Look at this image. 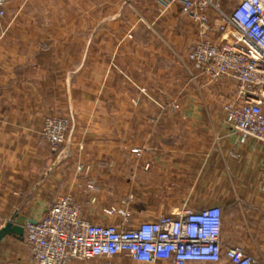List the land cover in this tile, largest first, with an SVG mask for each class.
I'll list each match as a JSON object with an SVG mask.
<instances>
[{"label": "crops", "instance_id": "obj_1", "mask_svg": "<svg viewBox=\"0 0 264 264\" xmlns=\"http://www.w3.org/2000/svg\"><path fill=\"white\" fill-rule=\"evenodd\" d=\"M196 37L177 3L161 11L157 0H8L0 18V227L41 220L58 195L92 222L118 223L103 209L144 191L154 169L179 166L192 185L170 187L157 202L133 199L130 223L217 205L223 249L237 245L264 262V147L239 143L224 122L235 85L197 74L187 59ZM48 115H73L55 150L40 140ZM0 264H34L23 234L0 241ZM70 264L171 263L119 254Z\"/></svg>", "mask_w": 264, "mask_h": 264}, {"label": "built area", "instance_id": "obj_2", "mask_svg": "<svg viewBox=\"0 0 264 264\" xmlns=\"http://www.w3.org/2000/svg\"><path fill=\"white\" fill-rule=\"evenodd\" d=\"M157 0L161 11L180 5L181 14L194 23L196 40L187 59L207 82L229 79L234 94L222 105L224 122L237 135L264 147V0ZM8 0H0V18ZM73 115H48L40 140L53 149L67 141ZM136 156L140 149H134ZM147 168V164L145 165ZM80 169V167H78ZM131 198V197H129ZM129 199L120 208L103 212L120 217L118 223L92 222L67 195H58L39 221L26 222L23 238L34 264H70L72 261L123 254L137 262L171 264H264L237 245L223 249L221 208L182 207L152 220L130 223Z\"/></svg>", "mask_w": 264, "mask_h": 264}, {"label": "rangeland", "instance_id": "obj_3", "mask_svg": "<svg viewBox=\"0 0 264 264\" xmlns=\"http://www.w3.org/2000/svg\"><path fill=\"white\" fill-rule=\"evenodd\" d=\"M235 2V0H229L223 3V7L225 9H229L230 6ZM135 148H132L130 151L133 152ZM145 168V166H144ZM150 166L147 164V168L149 169ZM182 167H174L171 170L167 167H158L154 169V171H151L153 173L152 180L144 185V191L142 192H134V191H128L124 193V198L122 200H125L126 198L129 199V203L133 201V199L137 198L139 199V196L143 197L144 199H147L152 202H157L164 198L165 193L170 187H180L183 186L184 188H187L192 185V177L190 175H187V171L183 170ZM148 172V171H147ZM188 178V180H186ZM191 178V179H190ZM143 185V184H142ZM143 188V186H142ZM131 197V198H129ZM122 204L119 207L114 208H120ZM111 208V207H110ZM129 208V207H128ZM107 209V208H105ZM116 215V214H114Z\"/></svg>", "mask_w": 264, "mask_h": 264}, {"label": "water", "instance_id": "obj_4", "mask_svg": "<svg viewBox=\"0 0 264 264\" xmlns=\"http://www.w3.org/2000/svg\"><path fill=\"white\" fill-rule=\"evenodd\" d=\"M23 234V227L14 224L11 221H7L2 227H0V241L6 235L21 236Z\"/></svg>", "mask_w": 264, "mask_h": 264}]
</instances>
